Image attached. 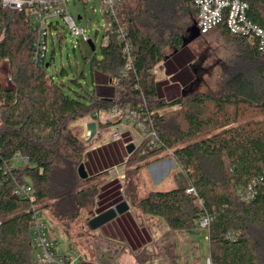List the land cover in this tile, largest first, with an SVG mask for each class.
Returning a JSON list of instances; mask_svg holds the SVG:
<instances>
[{
  "label": "trees",
  "instance_id": "1",
  "mask_svg": "<svg viewBox=\"0 0 264 264\" xmlns=\"http://www.w3.org/2000/svg\"><path fill=\"white\" fill-rule=\"evenodd\" d=\"M248 2L249 20L264 29V0ZM187 13L192 27L198 16L192 0H123L118 19L132 47L133 69L109 98L95 90L71 95L64 84L55 83L47 68L32 62L35 34L26 13L1 12L0 67L10 62L14 88L0 85V264H36V211L48 212L69 233L81 213L94 206L100 176L80 178L86 145L71 124L117 108H130L147 119L161 143L155 151L140 154L136 149L128 157L126 166L136 165L132 174L171 153L188 181L185 187L151 192L134 200V206L163 219L171 231L196 229L209 216L211 264H264V119H259L264 116V49L258 40L219 26L213 31L239 45L243 64L232 70L219 92L190 91L194 76L184 71L195 56L183 48L187 30L180 25ZM123 46L110 35L100 58L91 60L92 72L117 78L126 65ZM167 47L176 52L165 63L173 82L187 78L176 87L180 95L170 101L165 93L169 83L158 82L153 73L166 60ZM179 64L185 70L179 72ZM176 106L178 111L158 114ZM17 154L29 163L14 167ZM23 183L33 186L34 200L13 195ZM249 187L254 195L246 199ZM190 188L196 195L187 193ZM137 258L140 264L149 259L145 251Z\"/></svg>",
  "mask_w": 264,
  "mask_h": 264
},
{
  "label": "crops",
  "instance_id": "2",
  "mask_svg": "<svg viewBox=\"0 0 264 264\" xmlns=\"http://www.w3.org/2000/svg\"><path fill=\"white\" fill-rule=\"evenodd\" d=\"M168 60L167 58L159 65L158 75L161 79L158 82H168L166 88L178 84L182 87L187 81L186 76L179 78L178 82H173L172 77L174 74L170 75L165 65ZM109 83L111 91L108 92L111 95L104 96L103 94L108 92L105 93V90L102 89L100 92L103 94L100 96L109 98L115 96L117 88L113 80L109 79ZM85 120H82L81 123L82 133L80 136V139L86 145L83 164L90 178L100 176L98 178L100 180L99 192L93 214L86 219L88 230L84 231L81 237L77 234L67 233L62 226H57V222L53 221L50 215L43 212L51 228L53 239L57 243L60 240L65 241L64 248L58 249L56 247V253L66 256L77 255L80 257L78 262L140 264L137 256L145 251L149 259L144 264H211L207 229L197 227L190 231H171L163 219L145 215L134 206V200L144 198L140 194L139 187H136L134 191L130 189V192L125 193L123 179L125 178L124 170L129 156L127 146L130 144L135 145L137 140L131 139L129 132H123L121 141H113V126H109L112 130L111 136L105 137L104 133L109 127L102 128L99 125L95 136L84 141ZM130 125L132 123L126 121L121 126ZM101 132L104 136L97 139V135ZM135 147H138L137 143ZM166 165H169V168L164 172L163 167ZM180 171L182 169L176 161L169 158L143 168L138 172V176L144 175L143 177L148 180L152 188L151 192L156 191L155 187L166 188L163 191L166 192L188 185V181L186 185H179L177 176ZM152 176L158 177L156 184L153 183ZM159 176L163 177L159 178ZM124 201L129 206L127 212L117 216L96 231L90 228L89 222L94 217ZM86 211H83L80 217L87 216Z\"/></svg>",
  "mask_w": 264,
  "mask_h": 264
},
{
  "label": "built area",
  "instance_id": "3",
  "mask_svg": "<svg viewBox=\"0 0 264 264\" xmlns=\"http://www.w3.org/2000/svg\"><path fill=\"white\" fill-rule=\"evenodd\" d=\"M70 0H0V14L3 10H11L19 13H26L27 21L31 31L35 34V40L32 45L31 59L34 65L38 67L50 66V45L54 46L55 30L57 35L60 23H55V19H61L68 27L70 34L75 35L77 39L81 38L85 43L95 41L90 39L83 27H78L70 15ZM198 10L196 26L201 35H207L221 25H226L227 29L234 35L247 37L250 40H258L261 49H264V29L253 24L248 17V0H192ZM123 0H100L102 17L104 18L105 33L101 41V47L108 44L109 36L115 35L123 43V54L126 59V65L121 70L119 76L113 79V83L118 88L120 81L127 76L133 69L132 47L127 40L125 29L118 19V8ZM1 21V19H0ZM62 28V26H61ZM100 30L96 31L99 34ZM63 36V35H62ZM54 50V48H53ZM96 50V46H95ZM160 66L153 70L158 75ZM158 114L162 115L159 111ZM129 121L143 132L145 152H152L161 148V143L156 132L147 124V119L142 120L141 116L130 108H117L112 111H102L86 119L83 139L90 138V132L86 125L94 122L99 125L113 126V141L123 139L124 122ZM130 156V155H129ZM128 156V157H129ZM127 157V160H128ZM29 160L20 154H17L13 160V166L27 165ZM188 194L196 195L193 188L187 190ZM13 195L18 198L34 200V188L30 184H18ZM254 195L253 187H249L244 193L246 199ZM211 222L209 216H204L198 226L208 229ZM33 245L35 248L34 258L36 264H66V262L76 263L79 256L58 255L56 253L57 242L52 237L51 228L43 211H36L33 217L32 229Z\"/></svg>",
  "mask_w": 264,
  "mask_h": 264
},
{
  "label": "rangeland",
  "instance_id": "4",
  "mask_svg": "<svg viewBox=\"0 0 264 264\" xmlns=\"http://www.w3.org/2000/svg\"><path fill=\"white\" fill-rule=\"evenodd\" d=\"M69 2L70 15L73 17L76 25L80 28L83 27L90 39L95 41L96 50L92 51L89 44L85 43L81 38L77 39L75 35L70 34L68 27L63 20L55 19V23H60L58 29L59 32H62L63 40H59V36L57 35L58 31L55 30L54 46L52 47V45H50V66L47 68V73L49 77L53 78L55 83L64 84L66 91L71 95H74L75 93L85 95L92 90H95L98 95H102L103 93L100 92L102 89L105 90V93L108 91L110 92L111 88L108 77L100 73L92 72L91 69V60L95 56L100 58L102 55L101 41L105 33V29L103 28L105 22L101 13L100 0H70ZM190 21H192V16L190 14L187 13L181 15L180 25H183L185 30H187L186 38L189 37L188 29L191 27ZM97 30H100L99 34H96ZM187 47L192 55L195 56L192 67L189 64L187 66L188 69L185 70L186 67H182L180 64L177 66L179 67V72L185 70L184 75L194 76V80L187 88L190 91L197 93L219 92L232 70L243 64V54L239 45L235 42L229 41L221 31H213L207 35L201 36ZM163 51L168 59L175 54L174 50L170 47L165 48ZM11 77L10 62L5 60L0 67V85L7 89H13L14 86ZM155 77L157 81L161 79L159 75H155ZM176 87L177 86H170L166 88L167 100L170 101L180 95V92ZM109 92L103 95H111ZM179 109L180 106H176L164 109L161 112L162 115H165L167 113L178 111ZM259 119H264V116H260ZM84 122H86V120ZM81 123L82 120H79L71 124L72 132L79 138L82 133ZM122 129L123 132H129L131 139L137 140L136 143L138 147L136 149L141 152L140 154L147 153L145 152L146 147H142L144 144L142 142L144 135L140 129L135 127V125L126 126ZM105 132V137H110L112 130L109 127ZM104 135H102L101 132L96 138L98 139ZM169 158L172 159L171 153H168V156L163 157V159H160L158 162ZM145 163L146 161L142 162V164ZM135 168L136 165L125 166V178L123 179L124 191L127 194L130 189L134 191L136 187H139L140 194L145 197L152 191V188L148 180L143 177L144 175H140L139 177L138 173L132 174ZM168 168L169 165L164 166V172H166ZM152 177L153 183L156 184L158 177ZM161 177L159 176V178ZM177 181L179 185L187 184V179L183 171H180L177 176ZM95 184L100 185V180H96ZM154 189L156 191H164L166 188L155 187ZM93 208L94 206L88 208L86 211L87 216L80 217L72 225L69 231L71 234H77L80 237L83 236V232L88 230L86 219L90 218L93 214ZM46 213L49 215L48 212ZM56 224L57 226H61L58 223ZM64 242V240H60L56 247H58V249L64 248Z\"/></svg>",
  "mask_w": 264,
  "mask_h": 264
},
{
  "label": "water",
  "instance_id": "5",
  "mask_svg": "<svg viewBox=\"0 0 264 264\" xmlns=\"http://www.w3.org/2000/svg\"><path fill=\"white\" fill-rule=\"evenodd\" d=\"M189 37L183 39V48L187 47L189 44H191L194 40L201 37V34L196 26V23L194 22L193 26L188 29ZM89 46L91 47L92 51H95V46L93 42H89ZM176 53V52H175ZM49 65L46 66L48 68ZM87 130L90 132V138H93L97 132V124L94 122H91L87 125ZM136 150V147L134 144H130L127 146V153L131 155ZM78 173L81 179L86 180L89 178V175L86 171L85 165L81 164ZM129 209L128 204L124 201L114 208H111L107 210L106 212L94 217L90 222L89 226L93 231L98 230L99 228L103 227L110 221L114 220L117 216L127 212Z\"/></svg>",
  "mask_w": 264,
  "mask_h": 264
}]
</instances>
